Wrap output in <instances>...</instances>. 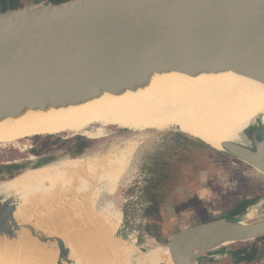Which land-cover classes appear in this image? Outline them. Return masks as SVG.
I'll return each instance as SVG.
<instances>
[{
  "label": "water",
  "instance_id": "obj_1",
  "mask_svg": "<svg viewBox=\"0 0 264 264\" xmlns=\"http://www.w3.org/2000/svg\"><path fill=\"white\" fill-rule=\"evenodd\" d=\"M229 72L264 84V0H70L0 12V121L15 118L23 107L43 108L47 102L65 106L93 99L102 91L135 90L156 75ZM263 118L259 116L240 132L237 142L223 143L221 150L170 125L133 131L123 146L109 153L136 145L139 133L156 130L162 136L186 138L203 154L218 153L225 164L218 159L214 165L242 173V167H235L240 164L264 176ZM89 139L93 144L80 154H63L62 145L49 146L52 154L42 153L25 163L0 164V184L50 165L105 157L91 155L99 149L95 140L100 138ZM48 186L52 189L38 197L0 196V243L18 242L25 236L54 251L55 264H78L74 247L64 237L39 226L47 209L59 207H49L47 194L55 189ZM256 189L245 194L247 198H233L237 210L231 214L173 224L179 229L167 246H138L135 238V245L124 247L113 234L124 229L123 222L109 239L104 236L106 242L100 246L110 241L133 250L131 264H139V256L150 255L156 248H168L173 264H199L218 249L264 238V185ZM252 209L255 216L247 218ZM111 249L113 255H120L117 248Z\"/></svg>",
  "mask_w": 264,
  "mask_h": 264
},
{
  "label": "bare ground",
  "instance_id": "obj_2",
  "mask_svg": "<svg viewBox=\"0 0 264 264\" xmlns=\"http://www.w3.org/2000/svg\"><path fill=\"white\" fill-rule=\"evenodd\" d=\"M259 116L264 117V84L259 81L231 72L200 74L196 77L170 73L151 77L146 86L135 90H125L117 94L102 91L97 97L78 104L53 106L47 102L43 108L23 107L15 118L0 121V145L17 144L30 134L80 135L94 139L107 136L109 126L136 132L178 125L187 134L221 150L223 143L237 142L240 132L253 124ZM135 146L132 144L123 149L117 148L97 161L62 162L27 171L9 182L0 184V196L5 199L25 196L28 199L26 191L30 188L37 191V194L35 196L31 193L29 198L38 197L42 190L51 189L48 184L51 185L55 176L58 175L59 178L64 172L73 174L74 171L78 174L84 166L92 168V165H95L99 167L97 173H100L102 178L97 182L100 187L91 191L89 198L92 199L97 193L101 195L114 190L119 176L121 178L128 172ZM131 173L124 177H127L126 183L133 178ZM52 201L48 200V204ZM63 202L64 199H61L57 209H47L48 214L39 220V226L64 237L68 244L74 247L78 264L132 263V258L135 257L133 250L121 249L118 245L109 243L110 241L106 246H100L106 242L104 236L108 237L107 230H101V226L98 227L101 223L97 224L98 220L91 218V213L88 216L85 208L74 210L70 203L64 202L65 206H62ZM24 212L28 214L27 209H24ZM255 212L256 209H252L247 218H253ZM111 213L115 218L112 225L114 229L111 231L116 232L122 223L123 213L109 209L108 216ZM73 226H76L77 230H74ZM111 247L120 251L118 258L111 253ZM101 253L110 255L104 256ZM56 260L57 254L54 251L25 236L18 242L0 243V264H55ZM136 260L139 264H173L168 248L153 249L150 255L139 256Z\"/></svg>",
  "mask_w": 264,
  "mask_h": 264
},
{
  "label": "rangeland",
  "instance_id": "obj_3",
  "mask_svg": "<svg viewBox=\"0 0 264 264\" xmlns=\"http://www.w3.org/2000/svg\"><path fill=\"white\" fill-rule=\"evenodd\" d=\"M30 1L31 0H26V3L29 5ZM29 6L31 7L34 5L30 4ZM107 131V136L100 139L96 138L99 139L95 140L99 149L94 151L91 155H107L114 147L120 146L121 144V146H123L125 143L123 140L133 135V131L117 126H109ZM45 136L50 135L30 134L21 139L17 144L0 145V164L25 163L31 160V158L39 157V154H52V151L48 150L50 148V142H43L42 140ZM79 137L83 138L87 143L92 142L90 141L91 139L80 135L61 136L62 140H75ZM180 138L182 137L175 134L162 136L159 134V131L156 130H148L145 133H139L136 138L137 144L135 146V152L131 157L128 172L125 174V176H127L129 172H132L130 175H133L135 178L137 177L136 182L144 186L141 189V198L145 200L149 198L153 203L154 200L156 201V205L158 206L157 208L155 207V210H153L152 207L150 215L156 218L155 224L158 227V233H156V235H158V238L155 236H150L148 238L143 234L146 232V223L143 219L145 210L142 208L143 206L141 204L140 206H136V204H126V197L134 194L132 189H128L127 191L123 189L124 181L127 177L124 178L125 176H122L120 178L119 176L114 190L105 192L101 195L97 193L94 198H89L92 195L91 191H95V189L100 187L97 182L102 178L100 173H97L99 167L95 165H92V168L88 165L84 166L78 174L75 173V171L72 172L74 176L71 172H64L60 176H63L62 178L65 180L60 176L58 178V175L55 176V180L51 182L55 190L47 194V199L50 201L53 200L49 207L57 208L60 200L64 199V202L70 203L74 210L85 208L86 214L89 216L91 213V218L96 221L98 220L97 224L98 222L102 224H98V227L101 226V230L104 232L107 230V234L109 235L113 232L111 229H114L112 225L115 220V218H113V213L108 216L109 209L114 211L115 209L118 211L120 210L123 213V223L121 225L124 229H120L117 233H113L115 241L121 243L126 248H131L133 246L135 238L138 246H147L150 248L157 246L164 247L167 246L169 237L179 229H176L179 222L180 224H188L191 219L196 220L201 218L207 221L208 218L213 217L215 213L221 214L225 212V214H231L237 210L233 208L235 206L233 202L238 198L237 196L243 199L247 198L245 194L249 195L255 192V190H257L256 185H264V176L259 174L258 171L249 169L247 166L236 164L235 167H242L243 169L242 173H237L240 171L236 172L229 169L228 166L214 165L213 162L218 161V159L225 164L223 161L224 159L221 155H218V153L210 154L204 151L203 154L196 145L190 146L186 151H183L178 145ZM61 144L62 143H60V145ZM39 145H43L44 148ZM72 146H74V144H72ZM69 151H71V149L63 148L61 152L66 154ZM102 157L103 156H99V159ZM175 160L177 161V165L172 169ZM74 177H76L75 180ZM56 178L58 179L56 180ZM251 180L254 184H251ZM54 182L56 184H54ZM151 183H155V186H151ZM93 184L97 185L95 186ZM41 185L42 184H40L39 187H41ZM112 185L113 184L110 186L111 189H113ZM148 189L152 190L149 194ZM43 191H45V189L42 190V194H45ZM26 192L28 198L31 196V193H34L35 196L37 194V191L30 188L27 189ZM23 197L25 198V196ZM233 198H235V200ZM39 201L40 200H38V202ZM64 202L62 204L63 206L65 205ZM91 204L94 205V207ZM67 211L66 215L69 213V210ZM63 212H65V210ZM173 224H177V226ZM73 229L77 230V227L73 226ZM74 235H76V233ZM109 235L108 237L111 236ZM139 236H141V238L138 239ZM77 241H79V237ZM242 246V244L232 245L218 249L206 255L199 264H230L232 261L231 251L236 247ZM102 255L107 256L110 255V253H103ZM118 256L119 254H114L115 258H118ZM258 264H264V254Z\"/></svg>",
  "mask_w": 264,
  "mask_h": 264
},
{
  "label": "trees",
  "instance_id": "obj_4",
  "mask_svg": "<svg viewBox=\"0 0 264 264\" xmlns=\"http://www.w3.org/2000/svg\"><path fill=\"white\" fill-rule=\"evenodd\" d=\"M68 1L70 0H31L30 4L47 5V4H59ZM29 5L26 3V0H0V12L24 8V7H28ZM43 142H48V143L50 142L49 144L50 147H57L60 145V143H62L61 145L63 146V148L71 149V151H74L79 154L84 152L85 149L89 148L92 145V142L87 143L81 137L75 140L73 139L62 140V139L51 138V139L43 140ZM79 142H81L82 145H80L77 150L76 144ZM72 144H74V146H72ZM151 186L154 187L155 183H151ZM151 191H152L151 189H148V194ZM154 205L157 208L158 205H156V203ZM152 233L154 234L155 237L158 236L156 235L155 232ZM263 254H264V238L259 239L254 243L243 245L242 247H236L232 254V261L230 264H258Z\"/></svg>",
  "mask_w": 264,
  "mask_h": 264
},
{
  "label": "flooded vegetation",
  "instance_id": "obj_5",
  "mask_svg": "<svg viewBox=\"0 0 264 264\" xmlns=\"http://www.w3.org/2000/svg\"><path fill=\"white\" fill-rule=\"evenodd\" d=\"M51 138L62 139L61 136H47V137L45 136V138H43L42 140L51 139ZM183 139L180 138L179 143H178V145L181 147V149L183 151H186L190 146H195L196 145V144H193V142H189L186 139H185L186 140L185 141ZM80 145H82L81 142L76 144L77 150H78ZM174 163L175 164L172 165V169L176 167L177 161L175 160ZM136 180H137V177L136 178L133 177L127 183H126L127 180L124 181L123 189H126V191L128 189H132V192H134L133 195H131L129 197H126L125 202H126V204H136V206H140V204H141L143 206L142 208L145 210L144 215H143V219H144V222L146 223V226H145L146 232L143 233V234L146 235L149 238L150 236L151 237L154 236V234L152 232L158 233V231H157L158 227L155 224L156 218H154L153 215H152V217L150 215L152 207H153V210H155V205L154 204L156 203V201L154 200V203H153L149 198H147V200H145L144 198H141L142 197L141 189L144 186L141 183H139V182L137 183ZM139 238H141V236H139L138 239ZM233 252H234V249L231 251V257H232Z\"/></svg>",
  "mask_w": 264,
  "mask_h": 264
}]
</instances>
